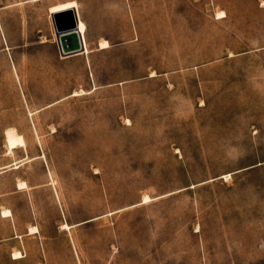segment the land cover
Masks as SVG:
<instances>
[{"label": "rangeland", "instance_id": "obj_1", "mask_svg": "<svg viewBox=\"0 0 264 264\" xmlns=\"http://www.w3.org/2000/svg\"><path fill=\"white\" fill-rule=\"evenodd\" d=\"M52 2L0 0V264H264V0H78L64 58Z\"/></svg>", "mask_w": 264, "mask_h": 264}, {"label": "crops", "instance_id": "obj_2", "mask_svg": "<svg viewBox=\"0 0 264 264\" xmlns=\"http://www.w3.org/2000/svg\"><path fill=\"white\" fill-rule=\"evenodd\" d=\"M67 1H72V0H54V2H52V4L49 6V16H51V25H50V27H49V30L44 34H42L40 37H42L38 42H39V44H41V45H44V46H48V47H50V48H52L53 50H55V52L56 53H58V55L61 57V58H64V57H71V56H77V55H80V54H88V53H85L86 51H81V52H77V53H74V54H70V55H63L62 53H61V50L59 49V45H58V41H57V36H56V31H55V29H54V25H53V21H52V14L53 13H57V12H62L63 13V11H66V10H71V9H74L76 12H77V14H78V18H79V24H80V19H82V20H84V18L81 16V13L79 12V2H78V0H74V1H76L77 3H78V5L77 6H74V7H68V8H65V9H61V10H57V11H50V8H51V6H54V5H56V4H59V3H63V2H67ZM84 22H85V24H86V31L84 32V33H82V35H83V37H84V39H83V42H84V45H85V48H86V45L91 49V52H92V48L90 47V44H89V42L87 41V38H86V33H87V30H88V24H87V22H86V20H84ZM81 33V32H80ZM44 37V38H43ZM101 39H108V38H106V37H100L99 38V40H101ZM87 44H86V43ZM98 44H99V42H98ZM7 47H9V49H10V46H8L7 45ZM100 49H104V48H100ZM43 109H44V106H41V107H39V108H30L29 109V115H30V122H32V126L34 127V128H36L37 127V123L38 122H36V120H35V118H34V115L36 114V113H38V112H42L43 111ZM23 125V124H22ZM22 125H20V124H14V125H12V126H10V127H15L16 129H17V131H18V128H21L22 127ZM19 132V131H18ZM20 133V132H19ZM24 136H25V134H23ZM25 138H26V136H25ZM27 142V141H26ZM20 148H23V147H18V148H16L15 149V151L16 152H18L19 153V151H21V149ZM14 151V152H15ZM7 153V152H6ZM8 154V153H7ZM27 157H29V154L28 153H26V154H24V155H22V156H20L17 160H20V162H23V161H25L26 159L25 158H27ZM11 163V162H10ZM10 163H8V164H4V165H1L0 166V170L1 169H3V168H1V167H7V169L6 170H4V171H0V172H6V171H8V170H10V169H12V163L10 164ZM23 164V163H22ZM21 164V165H22ZM20 165V166H21ZM16 188L17 189H15V190H27V192H29V189H25V188H18V186H17V184H16ZM28 188V187H27ZM3 208H10L11 210H12V215H10V216H3L2 215V212H1V210L3 209ZM3 208H0V218L1 219H11L12 220V229H10V231L11 232H9L8 234H6V235H4L2 238H0L1 239V241H3V240H11V239H14V238H21L23 235H25V234H31V233H29V226H27L26 228H21V226H20V224L18 223V222H16L14 219H17V217H15V213L13 212V209L11 208V207H3ZM31 225H37L38 227H39V224H34V223H32ZM40 229V228H39ZM40 233V231H38L37 233H34V234H39ZM21 252H22V254H23V249H19ZM15 250H12L11 252H10V254H11V257L13 256V252H14ZM24 255V254H23ZM23 255H22V257H23ZM13 259H14V257H12ZM21 258V257H20ZM19 258V259H20Z\"/></svg>", "mask_w": 264, "mask_h": 264}, {"label": "water", "instance_id": "obj_3", "mask_svg": "<svg viewBox=\"0 0 264 264\" xmlns=\"http://www.w3.org/2000/svg\"><path fill=\"white\" fill-rule=\"evenodd\" d=\"M59 49L63 55L83 51V38L79 31V18L74 9L52 14Z\"/></svg>", "mask_w": 264, "mask_h": 264}, {"label": "bare ground", "instance_id": "obj_4", "mask_svg": "<svg viewBox=\"0 0 264 264\" xmlns=\"http://www.w3.org/2000/svg\"><path fill=\"white\" fill-rule=\"evenodd\" d=\"M77 5H78V3L76 1H74V0L67 1V2H63V3L56 4L54 6H51L50 11L53 12V11L65 9V8H68V7H74V6H77ZM79 31L81 32L80 33L81 35H82V33H84L86 31V24H85L84 20H82V19H80ZM82 38L84 39L83 35H82ZM83 45H84V42H83ZM109 46H110V42H109L108 39H101L99 41V46H98L99 48H107ZM84 48H85V45H84ZM83 51H86L85 53H89V52H91V49L86 45V48ZM74 93H78V91H75ZM26 187H28V184H27L26 181H22V182L18 183V188H26ZM147 199H148V197H145V200H147ZM1 212H2L3 216H10V215L13 214L12 210L10 208H3L1 210ZM62 226L65 227L66 229H68V228H71L72 225L69 224L68 222H63ZM38 231H39V227L37 225H31L29 227V233H37ZM22 255L23 254H22V252L20 250H15L13 252V257L14 258H18V257L20 258V257H22Z\"/></svg>", "mask_w": 264, "mask_h": 264}]
</instances>
